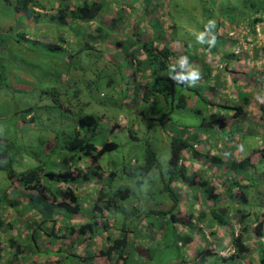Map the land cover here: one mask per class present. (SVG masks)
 Wrapping results in <instances>:
<instances>
[{
	"label": "rangeland",
	"instance_id": "rangeland-1",
	"mask_svg": "<svg viewBox=\"0 0 264 264\" xmlns=\"http://www.w3.org/2000/svg\"><path fill=\"white\" fill-rule=\"evenodd\" d=\"M17 1L18 0H0V125L6 123L15 124V139H17L19 143L24 144L21 149H26L31 153L32 151L39 152L37 156L43 157L42 151L37 149L39 146L37 143L38 141L43 142L46 140L45 145L47 148L51 147L52 134L49 133L53 132L58 133V141L59 144H61L65 138H69L67 134H70L75 129L80 114L93 113L99 116L100 123L97 132L92 136L91 141H94L97 146H100L104 141H115L118 143V147L115 150L105 152L99 159V162L107 169V175L104 173V178L108 176L109 170L112 169L116 172V176L111 181L112 186H128L131 189L132 195L121 202L122 205L131 204L139 206L138 204L141 205L143 199L147 197L150 202L145 205L144 210H148L150 207L167 208L170 204L168 200H166L163 205H151V203L157 201L162 202L163 200L160 198L162 193H159V184H162L167 176L166 167L171 154V137L180 136L186 138L189 137V134L187 133L188 130H197V128L192 126L198 119L196 111L197 109L205 110L207 108L208 103L206 99L208 96L203 95L204 98L198 97L200 94H207L203 92V87L198 88L199 95H195V88L188 87L185 84L181 89L179 86L177 87L180 94L184 93V100H186L185 105H180L177 93V95L174 94V96H169L168 105L166 104V106H162L163 101L157 94L158 96L155 97L156 102L152 103H160L162 110L166 113L165 118L160 120V112L157 111L156 107L150 105V103L146 106L143 105L144 108H141L140 110L143 109L142 111H144L143 114H145V116L141 115L142 113H140V110L135 108L134 101H131L132 98L128 91V78L126 74L129 76L132 75L133 70L129 67L128 69L123 67L124 63L119 55L117 58H114L115 52L117 51L114 47V39H122V32L133 33L135 31V24H138V27L142 30L140 41L145 38H150L155 34H159L160 32L157 31L156 33L155 27L152 25L154 21L158 22V25L163 28V36L156 41L159 47H161L162 43L166 42L171 48L174 47L175 49L180 50L184 47L180 41L182 39L192 41L194 37L193 33L199 29V37L194 40H201L200 42L204 43L206 48V42H210V38L207 34L203 33V30L210 31L212 27H214L213 30L216 27L217 30L219 29L220 31V41L216 48L218 47L217 51L223 52L224 54L229 52L227 48L229 45H232V42H229V40H232L233 37L243 33H249L251 29L257 32V34H263L264 32V21L262 23L259 22L258 25H249V23H247V18H249L251 13L254 12L247 7H243L241 3L244 1L250 2V0H149L150 5L146 11L144 9L141 11L143 1L141 5L138 4L141 0H138L135 4H133V2L136 0L133 2H131V0H114L109 6L105 7V10L108 12L102 15V20L105 23L111 22L112 18L115 16V6L116 10L119 8L124 11L125 20H122L116 25L117 28H115V32L109 37L110 43H106L103 48H98L101 50L100 52H102V58H87V55H85L84 58H67L63 53V49H59L58 51L48 50L47 45L44 46L43 42L54 41L58 36L62 39H66V43L62 44L63 47H70V44L75 43V32L65 27L58 30L57 36L54 37L55 35L53 34L56 29L52 27L53 25L50 27L48 21L46 23L44 18L39 23H35L37 30H33L31 27V17H29L27 11L28 9L24 11L23 6L18 8ZM38 1L40 3L42 2L45 7L49 3V0ZM162 2H165L166 5ZM132 11H134V13ZM164 11L170 13L169 17L172 18V21L180 22V24L176 25L174 35L171 32L169 25L166 24L168 22L164 17ZM249 20H251V18H249ZM226 22L228 23V26L231 27L232 33L226 30ZM75 24L78 25L77 23ZM85 25L86 32H89L94 28L91 24ZM218 25L220 28H218ZM23 32L26 34L30 32L32 34L30 39H37V41L23 40L21 38ZM45 35L48 37L45 38ZM81 35L82 34H78L77 36L78 38L80 37V43L83 45L84 39ZM175 35L177 36V39H174ZM171 37L174 41L170 44L168 41ZM241 39H239L240 46L233 43L234 50L241 49L246 45L249 46V49L252 48V46H255L254 49L259 52H252V55L254 56L252 58H264V44L253 43L249 45L250 41L247 38L242 37ZM213 42L216 43V40L214 39ZM96 46H99V44ZM188 51L197 55L198 57L196 58H212L211 54L210 56H207L206 52L203 53V51L198 50L197 48L194 49V46ZM230 51L232 52L231 47ZM53 54L55 55L48 58ZM202 55H204V57H202ZM234 56H238V53ZM226 57H228V53ZM196 58L192 57V62L195 63ZM224 59L226 58H217V56H215L210 59V63L213 62L216 64L217 69L221 70V68L218 67H221L220 65L223 64L220 60L224 61ZM79 65H82L80 67L84 71L82 74L83 77L80 76V73L75 74L74 72L75 69L80 68ZM232 65L233 66L228 71L230 75H233L234 72H244V70L238 71V68H241L239 63L235 62ZM261 66L264 67V61L258 63V67ZM250 67L251 65H245V70L248 71ZM60 69L64 72L58 75ZM137 74V78H139L138 80L142 83L148 80L147 75L142 74V72ZM233 76H243V80L246 81L251 75L247 72L243 75L239 74ZM261 77H264V70H262L259 75L256 74L252 76L253 79H256V82L261 80ZM175 80L177 81V79ZM225 80L229 81L230 78L226 77ZM129 81L134 84L137 83L133 78L129 79ZM185 81L186 80H183V84ZM41 91H44L47 96L40 98ZM171 103L173 106H171ZM46 105L48 107H46ZM253 105H255V103ZM25 107L35 108L34 111L37 114L40 113L41 110L48 111V114H41V119L37 116L35 117L36 128L39 127L37 133L31 128L33 126L32 123L28 120L24 121L22 114H19V111ZM140 107V104H138L137 108L139 109ZM228 115H232V112H229ZM115 124H118L119 127L113 129L114 131L112 132L111 127ZM18 129L20 131L28 129L26 132H22L25 133L26 136L23 135L25 137H21V134L17 132ZM127 129L134 130V138L127 135ZM209 134H214V132ZM49 136L50 138L48 140ZM226 136H228L227 133L222 137L226 138ZM230 140H232L231 147L241 151H243L244 148L250 151L251 149L258 148L257 154L260 158L254 159V166H252L250 171L247 172L249 179L255 175L254 181L252 182V188L254 189H249L247 197L250 199V195L252 194L257 196L258 201H264V153L261 152L264 148V129L244 138L243 144L236 139L231 138ZM1 141H3V139ZM17 141H15V143L12 140L14 145H12V148H14L13 152L15 153L16 160H19L23 156L20 154L21 149L15 146L18 144ZM207 141L208 138L199 141V144H204ZM28 144H30L29 147H25ZM225 144L227 145V142H225ZM147 146L155 151L160 164L157 167H153L150 172L151 174L156 170L155 179L153 181L150 180V177L142 181L140 173H138L139 170L136 171L135 168L144 161L143 151ZM207 147H209V145H207ZM203 152L206 154V147H204ZM202 154L201 151L200 156ZM227 154L230 155L231 152H228ZM248 154L249 152L245 153L243 157ZM135 159L138 160L136 164H134ZM203 159L204 156L201 157V160ZM86 160H89V158L86 157ZM27 162L34 164L37 161L34 157H30L27 158ZM122 166H126L130 173H122ZM188 166L191 167L190 165ZM197 167L198 165L195 163L191 169ZM16 168L17 170L24 169V167H19L18 165ZM134 169L135 172H132ZM221 169L223 168L221 167ZM205 171L209 172V174L213 172L208 168ZM209 174L207 175V179L214 180L215 175L213 177V175ZM8 184V177L3 170H0V200L3 191H8ZM93 184L96 185L95 181ZM105 184L106 183L104 182V185ZM172 185H175L177 190L176 193L178 195L180 194V190L186 187V183L180 180H174ZM99 187L100 184H98V187H92L91 185L85 186L82 197L84 199H89V203H85V210L90 208V204L99 200L97 193H95L96 188ZM146 192L149 194H146ZM216 192L222 196V189L219 186L217 187ZM12 194L8 193L6 199H10L13 196ZM187 194L188 193H186L185 196H187ZM25 197L27 198V196ZM195 199L198 200L197 195L195 197L193 196L191 201L182 202L184 203V206H186L193 204V200ZM208 202L211 204V201ZM1 203L2 202H0V252H8L10 249L14 250L15 246L12 245L13 239L17 240L22 247L29 246L27 236L30 229H28L27 223L33 219L39 220L38 215L32 209L27 211L25 206L26 202L19 206L18 211H14V209L6 203ZM205 203L206 202H204V204ZM202 209H204L208 215L212 212L210 206L205 208L202 205ZM178 210L183 214L188 213L187 209L182 205H178ZM85 212L86 211H84V213ZM125 219L130 225L134 222L131 217H125ZM207 220H209V217L206 215V220L204 219L201 223L194 221L195 225L190 227L189 232L192 233V237L194 236L193 242L189 243V247L186 248L190 253L197 246H203L208 243V249L218 253L220 257L223 256L229 258L233 253V250L227 248L217 250V242L219 245L224 234H226L225 237H223L224 240L226 239V236H231V229H234L233 233L235 236L247 232L246 234L248 237H244V243L252 247L251 255L255 256V263H258L261 260L260 257H262V255L264 257V253L259 252V249L257 250L258 245L261 244V247L264 246V230L261 235L255 236V232L251 228L240 229L242 226L238 227L237 222H235L230 225L229 229L223 231L221 230V226L217 227L216 224L214 226H209V223H206ZM148 225V220L144 218V220L141 222L139 221L138 226H136L138 228V234L135 235V233L128 231L129 238L135 240L134 236H136V241L140 239L142 240L144 245V247H142V256L146 259V264H148L147 258L149 256L147 255L146 248L150 245L152 246L150 252L153 256L159 250L164 253L156 254V260L149 261V264H166L161 263L159 260L174 264L175 258H178L181 253V251H179L180 249L178 247L175 248L174 245L165 247L162 244L158 245L152 243V238L153 241H160L165 230L163 231V227L157 228L155 234L151 232L154 229ZM176 226L178 225L176 224ZM167 227H169V223L166 225V228ZM181 232L185 231L182 230ZM201 233L204 238H202ZM105 235L106 234L103 232L100 235H97L92 241L88 240L83 244L84 246H89V248L96 250L98 253L100 248L103 249L104 244L106 243L107 238H105ZM166 238H170L171 240H169V242L174 243L173 240L176 239V236L170 231L167 233ZM70 241L73 242L72 237H69L66 240V243L69 244ZM47 246V248L53 250L49 255L50 257L57 258L59 255L62 257V259L57 261L56 264H79L74 257L67 256L66 258L64 250L56 252L55 248L57 247L55 244H48ZM73 246L66 247V250L69 252L73 250L77 255L79 254V251L84 250L83 245L78 247L74 244ZM103 257L104 258L100 257L97 260L95 259L90 264H109L108 259L105 256ZM171 257L173 258L172 260ZM43 258L46 257H36L37 263L38 261L43 262ZM225 263L238 264V261L228 260V262H220L218 259H215L214 257L209 258L208 256L206 260L200 264ZM242 264L246 263L242 262Z\"/></svg>",
	"mask_w": 264,
	"mask_h": 264
},
{
	"label": "trees",
	"instance_id": "trees-1",
	"mask_svg": "<svg viewBox=\"0 0 264 264\" xmlns=\"http://www.w3.org/2000/svg\"><path fill=\"white\" fill-rule=\"evenodd\" d=\"M63 1L55 15L50 13H35L32 7L34 5H39L38 0H32V4L27 8L29 17H31V27L33 30H37L35 23H39L44 18V21H46V23L48 21L50 27L53 25L52 27L56 29L53 34L55 35L54 37L57 36L58 30L65 27L75 32V43L70 44L68 48L62 46L63 43H66V39H62L60 36H58L59 38L56 37L54 41L43 42V45H47L48 50L51 51L63 49V53L67 58H84L85 55H87V58H102V52H100L101 50L98 48H103L106 43H110L109 37L115 32V28H117L116 25L122 20H125L124 11L121 9H114L115 16L110 23H105L102 20V15L104 14L102 12H105V2H111L112 0H82L81 3L77 4L70 0ZM17 3L18 7L25 6L23 5L24 2H20V0H18ZM148 5L149 2L144 1L141 11L142 9L146 11ZM41 6L44 7L42 4ZM242 6L249 8L252 12L258 13L256 15L251 13V20L248 18V22L246 21L247 23L256 24L264 21V0L244 1ZM132 12L134 13V11ZM169 14L168 11H164V17L168 22L166 24L169 25L174 35L176 25L180 23L172 21ZM95 19L98 20L95 22L96 25H93V30L86 32L85 24ZM82 23L83 25H81ZM152 25L155 27L156 33L163 29L158 25V22L153 21ZM134 28L135 31L133 33L122 32V39H114V47L117 49L114 58H117L118 55L120 58H124L126 60V66L131 67L134 74L142 72V74L147 75L148 80L144 83L138 80H135L137 82L136 84L131 82V101H134L137 110L144 108L143 105L146 106L150 103V105L157 108V111L160 112V120H163L166 113L162 110V106L168 105L170 95L174 96V94L177 95L178 93L180 105H185L186 103V100H184V93L180 94L177 89L178 86L181 89L185 84L175 80L174 72L176 68L175 66L171 67L169 64L170 59L174 57L176 53L172 51L171 47H169L166 42H164L161 47L158 46L156 40L162 37L163 34H160L158 37L154 35L140 41L142 30L138 27V24H135ZM78 34H82L81 36L84 39L83 45L80 43L81 41L79 40L80 37L78 38L77 36ZM31 35L30 32L27 34L23 32L21 38L23 40L37 41V39H30ZM46 37L48 36L45 35V38ZM98 44L99 46H96ZM54 55L55 54L50 55L48 58ZM219 58H229V56H220ZM80 66L82 65H79V67ZM62 72L64 71L60 69L58 75ZM74 72L75 74L80 73V76L83 77L82 74L84 71L81 67L75 69ZM157 94L163 101L162 106L160 103H152L156 102L155 97L158 96ZM195 95H199L198 89H195ZM40 96V98H42L47 95H45L44 91H41ZM198 97L204 98L202 94ZM138 104L141 106L139 109L137 108ZM211 105L212 107L216 106V104ZM171 106H173L172 103ZM46 107L48 106L46 105ZM243 107L244 105H237L234 109L237 108V110L242 112ZM34 109L35 108L25 107L19 111V114H22L24 121L28 120L32 123L33 126L31 128L37 133L39 127L36 128L35 117L37 116L41 119V114H48V111L41 110V112L37 114ZM207 109L208 107L205 110L197 109L196 111L198 119L196 123L193 124V126L197 128L196 132L189 133V137L186 138L180 136L171 137V154L166 167L167 176L165 177V181L159 184V193H162L160 198L163 200L162 202L157 201L151 203V205H163L166 200H168L170 204L164 209L150 207V209L144 210L145 205L150 202L147 197L143 199L141 205L138 204L139 206H133L131 204L122 205L121 202L132 195L131 189L128 186H112L111 181L116 176V172L111 169L109 170L108 176L104 178L103 173L106 168L99 162L101 156L105 152L115 150L118 147V143L115 141H104L100 146H97L94 141H91L92 136L96 134L99 127V116L93 113L80 114L75 129L70 134H67L69 138H65L61 144H59L58 141V133L50 132L49 134H52L51 147L47 148L45 145L46 140L37 142L39 145L37 149L42 151L43 157L37 156L39 152L32 151L31 153L26 149H21L24 144L19 143V141L15 139V124L6 123L0 125V170H3L9 179V189L8 191H3L0 202L8 204L14 211H18L19 206L26 202L25 206L27 211L30 209L34 210L39 218V220L33 219L27 223L28 229H30L27 236L29 246L22 247L17 240H12V245L15 246V249L12 250V259H10V254L8 257L10 261L14 260L15 262H11V264H39L37 263L36 257L44 256H46V258L48 257V264H56L62 257L60 255L57 256V258L50 257L49 255L53 250L47 248L48 244H55L57 247L55 248L56 252L64 250L66 258L67 256L74 257L79 264H90L95 259L97 260L100 257L104 258L103 256L108 259L109 264H146V259L142 256V247H144L142 240H137L139 241L137 242L136 236H134L135 240L128 236L129 232L135 233V235L139 233L136 226H138L139 221L141 222L144 218L148 220V226L154 229L151 231L152 233L156 234L157 228L160 227H163V231L165 230L160 241H153L151 237L152 243L158 245L162 244L165 247L174 245L175 248L178 247L180 249L179 251H181V253L178 258H175L174 264H200L204 262L208 256L209 258L214 257L220 262L235 260L238 261V264H242V262L246 264H263V255L260 257L261 260L255 263V256L251 255L252 247L244 243V237H248L246 234L247 232L228 237V243L234 248V252L229 258L220 257L218 253L208 249V243L206 242L203 246H197L190 253L186 248H188L189 243H192L194 240V237L191 235L192 233L177 234L178 227H183L185 230L186 225L189 227L193 226L191 222L193 218V204L187 205V209H189L187 210V214H183L178 210V205H180L181 202L176 193L177 190L175 185H172L174 180L185 182L189 188L199 186L202 191L206 192V199L213 200L215 203L214 205H216V210H212L210 214L209 220L212 222L209 221V224L211 226H214V224L219 221L221 223V228L224 229L226 227V229H229L232 223L231 218L233 217L243 224V229L251 228L255 232V236L261 235L264 229V201H258L257 196L252 194L250 195V199L247 197L249 189H254L252 188V182L254 181L255 175L252 176L251 179H247L244 184L242 181L240 182L241 177H239L245 173L247 174L252 166H254V163H252L248 157L241 159L232 155V153L229 155L227 154L228 151L221 153L218 150L214 151L212 155L206 153L200 156L197 154L200 152L192 149L193 143L201 141L199 138L200 133L205 136L213 135L209 133H215L217 127L221 129V131H219L221 132L219 135L220 137L227 132L233 133V131H225L227 124V117L225 115L219 114L217 111H208ZM259 109L264 115V101L259 104ZM142 110H140V113L145 116ZM204 111L206 114H204ZM233 116L237 117L238 112H234ZM118 127V124H115L111 127V131L113 132V129H117ZM28 129L24 131L18 129L17 132L21 134V137H25V133L22 132H26ZM127 135L134 138V130L127 129ZM49 138L50 136L48 140ZM2 139L3 141H1ZM12 140L14 142L17 141L18 144L15 146L21 149L20 154L23 157L19 160L15 158ZM29 145L30 144L25 147H29ZM188 149L194 157H199V168L191 169V167H186L181 163V160L184 158L183 152L184 150L188 151ZM143 152L144 161L140 165L134 167L136 171L139 170L138 173H140L142 181L148 177L153 181L155 179L156 170L151 174L150 172L153 167L160 165L159 161L155 151L149 146H147ZM202 156H204L203 160H201ZM30 157H34L37 162L34 164L28 163L27 158ZM86 157L89 158V160H86ZM259 158L260 157H258V159ZM137 162L138 160L135 159L134 164ZM17 165L19 167H24V169L17 170ZM190 166H192V164ZM221 167L223 169H221ZM205 168L211 171L218 170L220 176L223 175L225 171V178L222 183L224 185L227 184L225 186L226 193H223L226 198L225 200L222 198L223 202L220 204H218L220 197L219 195L214 196L212 187L207 179L209 172L204 171L203 169ZM128 171L126 166H122V173H130ZM132 172H135V169L132 170ZM214 175L215 177L218 176L217 173ZM228 176H230L231 181L227 179ZM94 179L96 183V185L92 184L94 187H98V184H100V187L97 188L95 192L99 200L90 204V208L85 210V203L88 199H84L82 197L84 192H81L82 189L85 188V185L92 183ZM104 182L106 183L105 185ZM233 189H235L234 193L232 191ZM8 193H13L12 197L14 198L11 197L10 199H6ZM146 194L149 193L146 192ZM25 196H27V198ZM84 211L86 212L84 213ZM200 213L198 219L202 220L205 215L203 212ZM125 217H131L134 222L130 225L127 223ZM168 223L169 227L166 228ZM176 224L178 226H176ZM170 231L176 236V239H172L174 243L169 242V240H171L170 238H166L167 233ZM103 232L106 234L105 238L107 239L104 248H100L98 253L96 250L89 248V246H84V242L88 240L92 241L97 235ZM69 237H72L73 242L70 241V243L67 244L66 240ZM224 241L227 243V239ZM178 242H180V244H178ZM74 244L78 247L84 246V250L79 251L78 255L74 253L73 250L71 252L66 250V247L68 248ZM223 246L221 242L219 245L217 242V250H221ZM151 247L150 245L146 248L147 255H149L147 258L148 264L150 263L149 261L156 260V254L164 253L157 249L159 251L153 256L150 252ZM257 250L264 253V246L261 247V244L258 245ZM138 257L139 260L136 262ZM172 259L171 257V260ZM159 261L169 264L164 260Z\"/></svg>",
	"mask_w": 264,
	"mask_h": 264
},
{
	"label": "clouds",
	"instance_id": "clouds-1",
	"mask_svg": "<svg viewBox=\"0 0 264 264\" xmlns=\"http://www.w3.org/2000/svg\"><path fill=\"white\" fill-rule=\"evenodd\" d=\"M62 1L63 0H49V3H48V5L45 7H42L41 6V4L42 5H44L42 2L41 3H39V1H38V4L39 5H34L32 8H33V10L35 11V13H40V14H48V13H50V14H53V15H55L56 14V11H57V9L59 8V6H61V4H62ZM71 1V0H70ZM114 0H112L111 2H113ZM134 0H131V2H133ZM138 0H136V1H134L133 2V4H135L136 2H137ZM142 1V0H141ZM141 1L139 2V3H141ZM143 1H146V2H149V0H143ZM20 2H24V4L23 5H25V6H23V10L25 11V10H27V8L32 4V0H20ZM64 2V1H63ZM71 2H73V1H71ZM111 2H105V6L107 5V6H109L110 5V3ZM73 3H76L77 4V2H76V0L73 2ZM138 3V4H139ZM162 3H165V2H162ZM243 3V2H242ZM241 3V4H242ZM166 4V3H165ZM149 5H150V2H149ZM148 5V6H149ZM18 8H20V6L18 7ZM25 8V9H24ZM114 9H116V6L114 7ZM119 9V8H118ZM104 10H105V7H104ZM122 10V9H121ZM102 13H107V10H105V12H102ZM254 14L256 15V14H258L257 12H254ZM251 16V15H250ZM250 18V17H249ZM96 20H98V19H95V20H93V21H89V23H87V24H91V25H96ZM247 20H248V18H247ZM178 22V21H177ZM178 23H180V22H178ZM220 24H222V23H220ZM250 24V23H249ZM81 25H83V23L81 24ZM255 25H258V23H256ZM36 26V25H35ZM213 28L214 27H212V29H210V31H206V30H203V33L204 34H207V36H209V38H210V42H206V48H205V46H204V43H201L200 41L201 40H194L195 38H198L199 36H198V32L199 31H196V32H194L193 33V35H194V37H193V40L192 41H189V40H185V39H182L180 42H181V44L182 45H184V47L183 48H181L180 50H178V49H175L174 47H172L171 49H172V51H174L175 53H176V55L174 56V57H172L171 59H170V62H169V64H170V66L171 67H173V66H175V72H174V75H175V79H177V81H179V82H182L183 83V80H186L185 81V83L184 84H186V86H188V87H191V88H195V89H198V88H201V87H203V92L205 93V89H204V85H203V80L204 79H207V77H205L204 78V76H203V73H202V71H201V69H200V64L201 63H199L198 61H199V59L200 58H196V57H198L197 55H195L194 53H192V52H190V51H188L190 48H192L193 46H194V49H198V50H201V51H203V53L204 52H206L207 53V51L209 52V56H210V54H211V56H212V58H214L215 56H217V58H219L220 56H222V57H224V56H227V53H228V56H229V58H226L227 60L228 59H230V58H245V57H243L240 53H242L243 52V50H242V48L241 49H238V50H234V44H233V42L232 41H235V44H237V45H241V44H238L237 42H236V40L235 39H232V40H229V42L231 41L232 42V45L230 46H228V48H227V50L229 51V52H227V53H224L223 54V52H218L217 51V48H216V46L218 45V41H217V38H219L220 36V31H219V29L217 30V28L215 27V29L213 30ZM218 28H220V26L218 25ZM160 31V33L159 34H155V35H157V37L160 35V34H163L162 33V29L161 30H159ZM158 31V32H159ZM217 35V36H216ZM152 37V36H151ZM161 38V37H160ZM148 39V38H147ZM158 39V38H157ZM174 39H177V36H174ZM174 39H172V37L170 38V40L168 41L170 44L172 43V41H174ZM214 39L216 40V43H214L213 41H214ZM157 41V40H156ZM158 44V43H157ZM163 44V43H162ZM161 44V45H162ZM168 44V43H167ZM169 45V44H168ZM169 47H170V45H169ZM230 47L232 48V52L230 51ZM212 48V49H211ZM205 53V54H206ZM238 53V56H234V55H236ZM220 55V56H219ZM192 57H194V58H196L195 59V63L194 62H192V60H191V58ZM212 58H210V59H212ZM122 60H123V63H124V66L123 67H126L127 69H128V67L126 66V60L124 59V58H121ZM120 59V60H121ZM209 59V60H210ZM221 61V60H220ZM223 61V60H222ZM223 63V62H222ZM223 65V64H222ZM226 65V64H225ZM228 66V68L227 69H224V70H226V72L228 73V71L231 69V64L230 65H227ZM130 69H132L131 67H129ZM137 75L138 74H134V73H132V75H127L126 74V76H127V78H128V91L129 92H132V83L129 81V79H135V80H138L139 78H137ZM237 79V78H236ZM139 82H140V80H138ZM258 85H260L261 87H263L264 88V81H263V79H261V80H259L258 81ZM213 88V87H212ZM206 96L207 94H202V96ZM206 101H207V103H208V100L206 99ZM222 107V109H217V108H214L213 110H212V112H214V111H217L219 114H222V115H225L226 117H227V124H226V127H225V131H233V133H228L227 132V134H228V136H226V138H223L222 136L220 137L219 135H220V133L221 132H219V131H221V129L220 128H216L215 129V133L213 134V135H208V136H205V135H203V134H199V138L201 139V140H205L206 138H208V141L207 142H205L204 144H199V142H195V143H193V145H192V149H194V150H196V151H198V152H200V153H197V154H201V151H202V153L204 154V152H203V149H204V147H206V153L207 154H210V155H212V154H214V151H220L221 153H225V152H231L232 153V155H234V156H236L237 158H246V157H248L249 159H250V161L253 163V161H254V159L255 158H258L259 156H258V154H257V150H258V148H254V149H251V151L250 150H247L246 148H244V150L243 151H241V150H239V149H236V148H232L231 147V143H232V140H230L231 138L232 139H236V140H239L240 142H242V144L244 143L243 142V139L244 138H246L247 136H249V135H251V134H255L256 132H259V131H261V129H264V123H262V121H258V125L255 123V122H252L251 124H255L254 126H252V127H249V126H247V127H245L244 126V124H240V121H241V119L245 116V113H244V111H239V110H237V108H235L234 109V107H236V106H229V105H227V104H218V106H216V107ZM223 106H226V107H223ZM207 107H208V111H210L211 109H210V107H209V105H207ZM229 112H232V115H228L229 114ZM234 112H238V116L237 117H234L233 116V114H234ZM243 113V114H242ZM204 114H206L205 112H204ZM233 117V118H232ZM261 117V116H260ZM260 117H259V119H260ZM250 124V125H251ZM193 126V125H192ZM194 127V126H193ZM218 130V131H217ZM194 132H196V130H188V134L189 133H194ZM226 135V134H225ZM225 142H227V145L225 144ZM207 145H209V147H207ZM249 152V154L247 155V156H244L243 157V155L245 154V153H248ZM261 152L263 153L264 152V148L261 150ZM184 154H183V156H184V158L181 160V163L182 164H184L186 167H188V165H191L192 164V166L196 163L197 165H198V167H199V161H198V159H199V157H194L193 155H192V153H190V151H189V149H188V151L187 150H184V152H183ZM202 154V155H203ZM187 158H186V157ZM185 161V162H184ZM188 164H187V163ZM191 166V167H192ZM207 168H205V169H203L204 171L206 170ZM212 170H215V169H212ZM104 173H106V175H107V169L104 171ZM104 173H103V177H104ZM218 174V176L217 177H215V179L213 180V179H208V181H209V184H210V186L212 187V191H213V194H214V196L215 195H219V193L218 192H216V189H217V187L219 186L221 189H222V196L221 195H219V197H220V201H219V203L218 204H220V203H222L223 201V199L225 200V198H226V196L225 195H223V193L225 192L226 193V191H225V186L227 185H224L223 183H222V181H224V178H225V171L223 172V175H221L220 176V172L218 171V170H216V171H213L212 173H211V175H213V177H214V174ZM239 177H241L240 178V182L242 181V183L244 184V183H246V180L247 179H249L248 178V176H247V174L245 173V174H243V175H241V176H239ZM229 181H231L230 180V176H228V178H227ZM95 181V179L94 180H92V183H88V184H86V185H91L92 187H94L92 184H93V182ZM226 182V181H225ZM85 185V186H86ZM223 186V187H222ZM199 187V186H198ZM198 187H195V186H193L192 188H189V186L186 184V187L185 188H183V189H181L180 190V194L178 195V198H179V200H180V202H181V204H184L182 201H191L192 200V197L194 196H198V200H193V209H192V213H193V218H192V220H191V222H192V224L193 225H195L194 224V221H198V222H200L201 223V221H204V219L206 220V215L210 218V215H208V214H206L207 212L204 210V209H202V205L205 207V208H207L208 206H210L212 209H210L211 211L213 210H216L215 208H216V205H214L215 203L213 202V200H211V199H206V192L205 191H202L201 189H200V187L198 188ZM85 189V188H84ZM84 189H82V192H84ZM97 189V188H96ZM192 189H193V191H192ZM183 190H185V191H183ZM234 190L235 189H233L232 191H233V193H234ZM186 193H188L187 194V196H185V194ZM182 194V195H181ZM90 198V197H89ZM221 198H223V199H221ZM208 201H211V204H210V202H208ZM89 203V199L86 201V203ZM204 202H206L205 204H204ZM180 204V205H181ZM133 206H135V205H133ZM183 207H185L186 209L188 208L187 207V205L186 206H184V205H182ZM187 210H189V209H187ZM191 211V210H190ZM200 212H203V214L205 215L204 216V219H202V220H200V219H198V216L201 214ZM232 219V223L231 224H233V223H235V222H237V224H238V227L239 226H243V224L238 220V219H234L233 217L231 218ZM209 221L210 220H207L206 221V223H209ZM210 222H212V221H210ZM216 226L218 227V226H221V224H220V222L219 221H217L216 223ZM214 224V225H215ZM230 224V225H231ZM209 226H211L210 224H208ZM264 225V224H263ZM203 226V225H202ZM182 228V229H181ZM242 228V227H241ZM240 228V229H241ZM181 229V230H180ZM182 230H184L183 229V227H178V230H177V234H190V227L189 226H185V232H181ZM221 230H223V231H225V230H227L226 229V227L223 229V228H221ZM231 230H233V231H231V235L233 234L234 236H235V234L233 233L234 232V229H231ZM264 230V229H263ZM263 230H262V232H263ZM201 235H202V238H204L203 237V234L201 233ZM205 235V234H204ZM232 235V236H233ZM208 236V235H207ZM237 236V235H236ZM194 237V236H193ZM205 237H206V235H205ZM229 237V236H228ZM178 244H180V242H178ZM227 247V246H226ZM223 249V248H222ZM227 249H234L233 248V246L231 245L230 247H228ZM233 252H234V250H233ZM138 260H139V257L136 259V262H138ZM94 261V260H93ZM92 261V262H93Z\"/></svg>",
	"mask_w": 264,
	"mask_h": 264
},
{
	"label": "crops",
	"instance_id": "crops-1",
	"mask_svg": "<svg viewBox=\"0 0 264 264\" xmlns=\"http://www.w3.org/2000/svg\"><path fill=\"white\" fill-rule=\"evenodd\" d=\"M71 1L74 2L75 0H71ZM81 1L82 0H76L77 3H81ZM142 1L141 3H139L140 5L142 4ZM105 7H107V5ZM225 26L227 27L226 30L232 33L231 27L228 26L227 22ZM196 31H199V29ZM242 37L247 38L250 41L249 45L253 43L264 44V32L263 34H257V32L251 29L249 33H243L237 35L232 39H235L236 42L240 44L239 39H241ZM217 41L218 42L220 41V37L217 38ZM232 42L235 43V41ZM248 47L249 46L246 45L245 47L242 48L243 52L241 53V55L245 58H230L228 60L224 59V61L221 60L223 62V65H220L221 67H218L221 68V70L217 69L216 64H214L213 62L210 63L211 60H209L208 58H200L198 62L201 63L200 69L203 73L204 78L207 77V79L203 80V85H204L205 93H207L208 96L207 100L210 109L211 110H213L214 108L222 109L221 106L216 107L218 104H227L229 106L244 105L243 111L245 113V116L241 119L240 124H244L245 127L247 126L252 127L255 125V124H251L252 122H255L257 125H258V121H262V123H264V115L259 109V104L262 101H264V88H262L260 85L257 84L258 82H256V79L252 78L253 75L256 74L259 75V73L262 70H264L263 66L258 67V63L263 62L264 58H252L254 57L252 55V52H259V51L254 49L255 46H252V48H250L251 50ZM207 56H209L208 51H207ZM202 57H204V55H202ZM235 62L241 65V68H238V71L244 70V72L243 73L234 72L233 75H239V74L243 75L248 72L251 75L248 78V80L244 81L243 76L235 77L227 73L226 70H224L228 68L227 65L231 64L232 67L233 66L232 64H234ZM245 65L247 66L251 65L248 71L245 70ZM226 77L230 78V80L229 81L225 80ZM261 79L264 80V77H261ZM254 103L255 105H253ZM211 104L213 105L216 104V106L212 107ZM225 235L226 234H224L223 237H225ZM223 237L221 238L220 242L222 243V245H224L223 249H226L231 245L230 243H228V236H226L227 243L224 241ZM9 254H10V259H12L13 251L11 249L8 252L7 251L0 252V264H11V262H15L14 260L12 261L9 260L8 257ZM43 259H44L43 262L38 261V263L48 264L47 263L48 259L47 258H43Z\"/></svg>",
	"mask_w": 264,
	"mask_h": 264
}]
</instances>
